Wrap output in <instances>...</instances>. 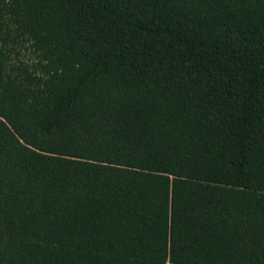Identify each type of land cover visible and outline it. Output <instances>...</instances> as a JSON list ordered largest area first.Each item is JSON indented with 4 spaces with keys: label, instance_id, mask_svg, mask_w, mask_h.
<instances>
[{
    "label": "trees",
    "instance_id": "16d2710c",
    "mask_svg": "<svg viewBox=\"0 0 264 264\" xmlns=\"http://www.w3.org/2000/svg\"><path fill=\"white\" fill-rule=\"evenodd\" d=\"M0 264H264V0H0Z\"/></svg>",
    "mask_w": 264,
    "mask_h": 264
}]
</instances>
